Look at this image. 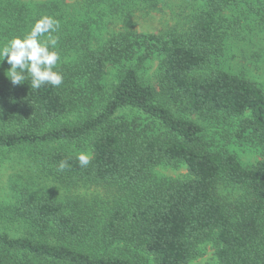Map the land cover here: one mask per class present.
<instances>
[{
    "label": "trees",
    "instance_id": "16d2710c",
    "mask_svg": "<svg viewBox=\"0 0 264 264\" xmlns=\"http://www.w3.org/2000/svg\"><path fill=\"white\" fill-rule=\"evenodd\" d=\"M7 1L8 41L26 36L42 16L60 22L50 50L59 53L54 70L63 84L33 89L29 75L13 85L11 66L0 62V150L33 148L55 183L106 195L62 201L20 192L7 211L27 232H0V264H188L204 243L213 244L215 264H264V89L216 67L227 38L224 12L241 0H206L184 33L126 30L96 47L97 19L81 18L63 0L36 8ZM157 1L85 0V9L118 12ZM153 57L161 58L158 86L141 74ZM110 67L118 73L106 86ZM173 102L215 129L179 116ZM126 110L137 116L119 115ZM221 125L255 144L262 159L245 167L216 136ZM63 143L89 148V166L55 147ZM168 165H185L188 177L158 176Z\"/></svg>",
    "mask_w": 264,
    "mask_h": 264
},
{
    "label": "rangeland",
    "instance_id": "374dc122",
    "mask_svg": "<svg viewBox=\"0 0 264 264\" xmlns=\"http://www.w3.org/2000/svg\"><path fill=\"white\" fill-rule=\"evenodd\" d=\"M17 5L25 4L36 8L44 3H56L60 0H12ZM69 10L81 18H95L98 24L92 30L93 46H98L109 36L133 30L143 34H180L186 32L193 17L205 8L206 0H158L154 5L135 4L123 11L111 12L109 9L94 12V8L85 9V0H63ZM7 0H0V48L9 41L3 37L4 27L8 19L4 13ZM224 16L228 24L224 53L216 67L232 74L239 75L256 82L264 89V0H241L239 4L225 10ZM4 62H7L5 58ZM161 58L153 57L145 63L141 74L143 81L158 86ZM118 70L110 67L105 78L106 86L116 79ZM179 116H185L202 125H207L211 132L216 126L209 125L198 116L185 114L182 107L168 103ZM120 116L134 118L137 113L132 110L122 111ZM220 142L235 153L245 167H253L261 159V150L247 139H235L226 125L215 131ZM78 156L80 153L91 155L89 148L63 143L55 146ZM33 148L0 150V232H8L12 236L25 235L27 230L16 223L7 206L14 203L20 192L25 190L45 194L54 193L62 201L74 199L103 198L106 192L97 187H62L48 178L37 163V155ZM160 177L182 180L188 177L185 165L161 166L157 169ZM148 258V257H147ZM150 258H148L149 260ZM150 262V261H149ZM152 263V262H150ZM216 255L213 244L200 246L199 256L188 264H215Z\"/></svg>",
    "mask_w": 264,
    "mask_h": 264
},
{
    "label": "clouds",
    "instance_id": "9594fccd",
    "mask_svg": "<svg viewBox=\"0 0 264 264\" xmlns=\"http://www.w3.org/2000/svg\"><path fill=\"white\" fill-rule=\"evenodd\" d=\"M60 27V22L51 16H42L24 36L14 37L0 48V62L7 58L11 66L8 78L13 85H21L30 75L31 87L39 89L43 85L59 87L63 84V75L54 69L60 60L59 53L54 50L58 37L53 35ZM91 155L80 153L77 156L79 166L87 168L91 163ZM68 165L67 160L60 161L58 171L63 172Z\"/></svg>",
    "mask_w": 264,
    "mask_h": 264
}]
</instances>
